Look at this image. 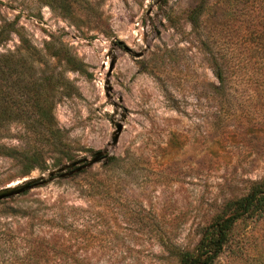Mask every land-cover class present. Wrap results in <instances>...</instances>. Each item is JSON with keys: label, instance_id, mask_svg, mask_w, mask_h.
<instances>
[{"label": "rangeland", "instance_id": "1", "mask_svg": "<svg viewBox=\"0 0 264 264\" xmlns=\"http://www.w3.org/2000/svg\"><path fill=\"white\" fill-rule=\"evenodd\" d=\"M0 29V54L23 62L17 80L36 82L54 130L25 113L0 129V188L36 178L0 199V264L27 248L38 264H174L160 242L191 248L225 200L264 179V91L236 77L216 91L212 73L258 56L247 48L264 42V0H0ZM212 264H264V210Z\"/></svg>", "mask_w": 264, "mask_h": 264}, {"label": "trees", "instance_id": "2", "mask_svg": "<svg viewBox=\"0 0 264 264\" xmlns=\"http://www.w3.org/2000/svg\"><path fill=\"white\" fill-rule=\"evenodd\" d=\"M188 18L191 22H194L196 10L190 12ZM4 33V30L0 29V41L5 39ZM257 47L255 45L247 48L249 51L258 53V56L252 59L249 57L237 58L230 63L229 61L226 62L225 59L213 61L212 73L216 80L213 89L217 91L229 88L230 85L235 83L236 79L243 78L247 85L258 86L260 90L264 91V42L258 43ZM229 64L232 67L243 70V72L230 76L226 71ZM24 70L26 68L23 66L22 61L20 63L18 58L10 54H0V129L6 120L25 113L24 115L35 114L37 116L35 121L27 124L28 128H34L33 130H35L36 127H44L53 133L54 130L50 125L49 107L45 103L42 92L34 87L37 86L36 82L32 80L26 81L23 78L17 80L20 74L23 75ZM245 70H248V72H245ZM44 82L45 86L51 89L54 80L50 76ZM20 97L24 101L23 104L25 102L28 103V100H30L31 104L29 107L22 105V102L19 101ZM227 111H229L228 106L222 113V119L223 117L226 118ZM257 123H264V118H258ZM1 149H3L4 155L10 158L21 159L26 163H30L33 159L32 155H27L25 151L16 150L3 144ZM263 210L264 179L260 178L250 181L246 192L239 196L231 197L221 204L219 210L212 214L204 225L199 227L196 242L191 248L165 240L160 242L161 248L168 257L173 259L174 264H212L222 247L230 240L235 224L254 217ZM42 245L41 240L36 241L32 251L39 252L37 254L42 255L45 252L42 249ZM52 249L63 256H69L63 250L58 251L54 247ZM30 257L31 250L27 248L21 254V257L15 255L10 264H38L36 261L31 263ZM48 264L53 263L49 262Z\"/></svg>", "mask_w": 264, "mask_h": 264}, {"label": "water", "instance_id": "3", "mask_svg": "<svg viewBox=\"0 0 264 264\" xmlns=\"http://www.w3.org/2000/svg\"><path fill=\"white\" fill-rule=\"evenodd\" d=\"M120 129H121L120 124H118V123L115 124V131L113 132L112 137H111L112 143L115 142V140H116V138L120 132ZM101 157H102L101 153L99 151H97V152H95L94 156L90 160H88L84 164L76 166V168L74 170H78L81 167L100 159ZM84 160L85 159H82V160H78L75 162H71L69 164L62 165L59 168H57L56 171H64L67 167H70V166L78 163L79 161H84ZM72 171L73 170H68L67 172H61L60 175L61 176L67 175V174H70ZM53 172L54 171L48 172V176H51L53 174ZM35 181H36V178H30V179H26L20 183L16 182L13 185H6L4 187H1L0 188V199L24 192V190L29 189L30 187L34 186Z\"/></svg>", "mask_w": 264, "mask_h": 264}, {"label": "bare ground", "instance_id": "4", "mask_svg": "<svg viewBox=\"0 0 264 264\" xmlns=\"http://www.w3.org/2000/svg\"><path fill=\"white\" fill-rule=\"evenodd\" d=\"M14 184V183H13Z\"/></svg>", "mask_w": 264, "mask_h": 264}]
</instances>
